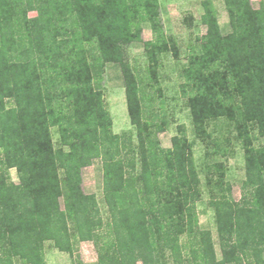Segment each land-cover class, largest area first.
I'll list each match as a JSON object with an SVG mask.
<instances>
[{
  "label": "trees",
  "instance_id": "obj_1",
  "mask_svg": "<svg viewBox=\"0 0 264 264\" xmlns=\"http://www.w3.org/2000/svg\"><path fill=\"white\" fill-rule=\"evenodd\" d=\"M225 4L232 32L223 35L207 7L204 42L181 73L195 136L224 155L207 123L226 117L236 122L246 156L240 201L223 185V164L205 165L217 260L199 229L201 182L184 127L163 148L158 112L143 116L146 82L159 89L160 56L178 58L158 0H0V264H46L47 242L71 256L77 244L93 242L98 264H264V144L254 145L264 138V3L258 10L250 0ZM144 23L154 38L145 43L149 74L142 80L126 46L143 42ZM108 63L121 67L136 143L113 132L96 85ZM94 159L103 162L107 221L96 197L82 190V169Z\"/></svg>",
  "mask_w": 264,
  "mask_h": 264
},
{
  "label": "rangeland",
  "instance_id": "obj_2",
  "mask_svg": "<svg viewBox=\"0 0 264 264\" xmlns=\"http://www.w3.org/2000/svg\"><path fill=\"white\" fill-rule=\"evenodd\" d=\"M158 2L163 29L165 34L173 39L178 50V58L172 52L160 56L162 65L159 67V89L161 92L157 85L154 88L151 87V80L146 82L148 86L142 93L143 116L145 120H150L153 108L158 112L157 123L163 128L158 133V140L163 148H171L173 137L179 134L178 128L184 127L191 144L194 166L201 182L202 197L197 202L199 229L203 234H209L207 237H210L216 259L219 260L221 251L217 219L214 208L209 204L212 197L207 183L205 165L207 162L223 164V185L227 191L230 190L229 195L234 200L240 201L243 196L242 186L246 180L245 151L237 139L236 122L221 117L209 120L207 131L212 133L213 139L218 138V145L220 144L219 147L221 146L225 153L222 156H215L212 150L208 152L206 144L195 136L188 100L181 88L184 83L181 73L187 65L191 50L195 48L199 52L200 44L204 42L207 26L203 22V17L207 7L214 11L223 35L232 32L231 20L225 0H158ZM250 2L252 7L258 10L264 0H250ZM35 16V12L30 13V17ZM141 37L143 42H135L126 46V51L131 68H135L136 73L143 80L149 74L145 43L154 38L152 28L148 23L142 25ZM97 84L104 93L106 106L112 118L113 132L120 135L127 133L136 143L138 141L137 129L128 114L125 82L119 64L108 63L102 80ZM151 97H154L153 107H151ZM52 137L55 148L60 149L62 145L56 128L52 129ZM263 144L264 138L254 141L256 148ZM209 155L212 156L209 157ZM103 175L101 159L88 161L82 169V190L85 194L96 197L101 214L107 221L108 209L104 199ZM10 176L12 181L19 183L15 169L10 170ZM182 242L185 244L186 239L183 238ZM76 246L75 254L71 256L56 249L52 242H47L45 244L46 264H98V246L95 243L81 242ZM187 253L189 250L185 251V255Z\"/></svg>",
  "mask_w": 264,
  "mask_h": 264
}]
</instances>
